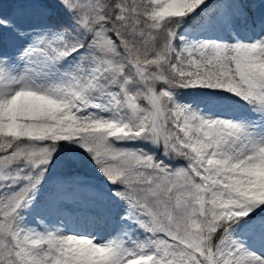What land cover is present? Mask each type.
Masks as SVG:
<instances>
[{
    "label": "snow or ice",
    "instance_id": "obj_1",
    "mask_svg": "<svg viewBox=\"0 0 264 264\" xmlns=\"http://www.w3.org/2000/svg\"><path fill=\"white\" fill-rule=\"evenodd\" d=\"M0 264H264V0H0Z\"/></svg>",
    "mask_w": 264,
    "mask_h": 264
}]
</instances>
